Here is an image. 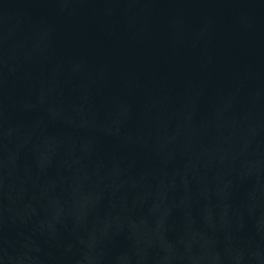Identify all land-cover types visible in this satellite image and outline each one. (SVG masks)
Here are the masks:
<instances>
[{"label":"water","instance_id":"water-1","mask_svg":"<svg viewBox=\"0 0 264 264\" xmlns=\"http://www.w3.org/2000/svg\"><path fill=\"white\" fill-rule=\"evenodd\" d=\"M0 264H264V0H0Z\"/></svg>","mask_w":264,"mask_h":264}]
</instances>
